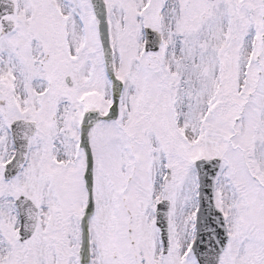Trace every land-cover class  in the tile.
<instances>
[{
	"label": "snow or ice",
	"instance_id": "6c2138e0",
	"mask_svg": "<svg viewBox=\"0 0 264 264\" xmlns=\"http://www.w3.org/2000/svg\"><path fill=\"white\" fill-rule=\"evenodd\" d=\"M0 264H264V0H0Z\"/></svg>",
	"mask_w": 264,
	"mask_h": 264
}]
</instances>
